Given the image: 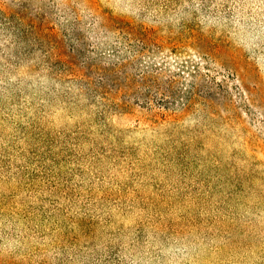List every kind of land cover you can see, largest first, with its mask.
<instances>
[{
    "label": "rangeland",
    "instance_id": "374dc122",
    "mask_svg": "<svg viewBox=\"0 0 264 264\" xmlns=\"http://www.w3.org/2000/svg\"><path fill=\"white\" fill-rule=\"evenodd\" d=\"M0 264H264V0H0Z\"/></svg>",
    "mask_w": 264,
    "mask_h": 264
}]
</instances>
